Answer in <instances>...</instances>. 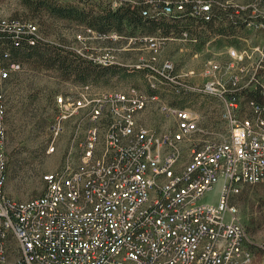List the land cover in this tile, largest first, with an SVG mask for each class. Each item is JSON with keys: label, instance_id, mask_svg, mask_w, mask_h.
<instances>
[{"label": "built area", "instance_id": "1", "mask_svg": "<svg viewBox=\"0 0 264 264\" xmlns=\"http://www.w3.org/2000/svg\"><path fill=\"white\" fill-rule=\"evenodd\" d=\"M146 3L155 12L188 13L204 24L220 11L246 15L247 26L257 22L250 18L264 19V0ZM1 7L0 0V33L29 46L44 39L34 21L13 19ZM262 22L255 23L260 31ZM87 32L99 41L119 38ZM224 37L231 40L224 59L207 58L195 72L177 67L171 57L157 66L153 44L154 62L146 69L151 93L133 86L95 92L87 84L57 95L55 135L62 123L76 119V149L60 169L43 176V194L27 201L4 194L5 86L21 68L0 63V264H253V242L234 201L245 187L264 188V50H237L233 35ZM177 40L198 43L188 32ZM160 91L175 104L164 102ZM150 102H161L169 128L156 131L143 123ZM219 183L218 204H202Z\"/></svg>", "mask_w": 264, "mask_h": 264}, {"label": "rangeland", "instance_id": "2", "mask_svg": "<svg viewBox=\"0 0 264 264\" xmlns=\"http://www.w3.org/2000/svg\"><path fill=\"white\" fill-rule=\"evenodd\" d=\"M54 5L77 6L86 10L105 12L118 9L127 0H47ZM135 2L150 0H132ZM250 3L257 0H238ZM1 11L7 16H23L36 20L43 30L46 40L61 45L85 58H96L100 61L114 62L119 68L115 76H108L100 81L87 80L93 84L95 92L126 91L129 87L148 90L146 69L153 65L155 52L152 47L156 43L158 50L157 66L168 58H173L177 67L182 70L200 71L207 58L216 61L224 59V51L231 44L224 36H220L216 45H202L181 42L177 35L165 38L157 34L142 35L139 31L136 37L127 38L119 35L116 40L99 41L93 35H88L87 28L77 22L55 18L45 9L32 11L22 0H1ZM154 13L153 8L150 9ZM264 12V10H263ZM264 22L262 18L250 21ZM262 22V23H263ZM253 25L238 23L239 38L233 39L236 49L246 47L264 50V31ZM257 29V30H255ZM259 29V31H258ZM222 30V29H221ZM97 33V32H96ZM84 40L78 39V36ZM125 35V34H124ZM156 39L154 43L146 42L145 38ZM193 51H200L195 54ZM109 58L105 59V56ZM194 77L201 79L200 74ZM84 82L76 81L74 77L65 79L57 71L45 70L31 64H21V69L13 83L5 86L7 113L4 124L6 128L5 156L7 162L6 185L4 194L14 201H27L43 193V175L60 169L66 162L71 148L76 149L73 140V130L76 119L62 123V130L55 135L58 111L55 105L56 96L75 91ZM161 99L175 104L166 91H160ZM161 101V102H163ZM150 102L142 115V121L149 128L162 131L170 127V122L164 120L159 112L158 104ZM205 126H211L210 120H201ZM51 147L55 150L49 153ZM221 183L205 194L202 204L217 205L220 198ZM238 208V219L244 225L248 237L253 242V264H264V188L260 186L244 188L243 193L235 199Z\"/></svg>", "mask_w": 264, "mask_h": 264}, {"label": "trees", "instance_id": "3", "mask_svg": "<svg viewBox=\"0 0 264 264\" xmlns=\"http://www.w3.org/2000/svg\"><path fill=\"white\" fill-rule=\"evenodd\" d=\"M22 1L33 12L45 9L48 14L55 18L77 22L100 35L119 34L132 38L136 37L135 34L139 31L142 35L158 33L162 37L172 38L174 35L179 37L183 32H188L192 39H198V45L208 43L217 35H233V39L239 38V33L235 29L238 28V23L245 24L247 18L246 15L243 17V15H237L236 13L222 11L218 13L216 21L205 24L195 20L188 13L166 15L159 11L150 13L149 16L145 17L143 12L145 10L150 11L152 8L146 1H133V3L124 1V4L118 9L114 11L108 9L105 12L86 10L77 6L54 5L47 0ZM11 17L13 19L34 21L39 26L33 18L14 15ZM40 30L43 34L41 26ZM44 36L43 34L44 39L37 40L35 45L29 46L25 42L26 39L15 42L12 41L9 35L0 33V63H14L18 64L20 68L21 64H31L40 69L54 70L65 79L74 77L76 81L84 82L83 85L90 84L87 81L89 79L97 82L107 76L111 78L119 71L120 67L100 65L93 60L66 50L61 45L46 40ZM193 52L196 53L197 51ZM19 71L11 75L6 82L7 86L14 82ZM257 97L258 95L254 93L253 98Z\"/></svg>", "mask_w": 264, "mask_h": 264}]
</instances>
